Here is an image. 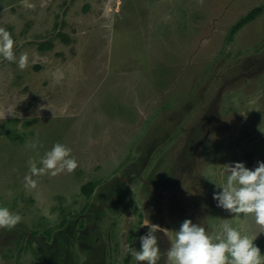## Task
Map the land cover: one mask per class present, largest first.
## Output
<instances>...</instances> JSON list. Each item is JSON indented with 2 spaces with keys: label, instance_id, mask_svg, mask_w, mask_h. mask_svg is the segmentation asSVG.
I'll return each mask as SVG.
<instances>
[{
  "label": "rangeland",
  "instance_id": "1",
  "mask_svg": "<svg viewBox=\"0 0 264 264\" xmlns=\"http://www.w3.org/2000/svg\"><path fill=\"white\" fill-rule=\"evenodd\" d=\"M0 27L28 56L0 58V206L22 217L0 264H136L145 215L159 264L185 219L264 254V227L212 199L227 164L264 160V0H0ZM56 143L78 167L27 187Z\"/></svg>",
  "mask_w": 264,
  "mask_h": 264
},
{
  "label": "clouds",
  "instance_id": "2",
  "mask_svg": "<svg viewBox=\"0 0 264 264\" xmlns=\"http://www.w3.org/2000/svg\"><path fill=\"white\" fill-rule=\"evenodd\" d=\"M14 43L12 34L0 27V58L15 62L20 70H24L28 66V56L22 54L17 60ZM26 147L36 150L38 143L33 142ZM71 151L66 145L56 143L38 162L29 161L26 186L36 188L37 181L33 177L74 172L78 162L72 157ZM227 171L229 174L223 186H215L219 190L212 193L216 206L229 216L240 219L251 216L255 224L264 227V160H258L253 168L247 167L243 161H233L227 164ZM21 219L20 214L0 206V229L12 230ZM142 227L147 231L139 237V248L126 245V252L136 264H159L162 254L157 233L161 228L152 223L147 215ZM174 231V242L167 250L169 264H264V254L254 244L259 233L252 236L242 234L237 228L225 223L223 235L217 236L214 242L207 234L206 227L199 220L193 222L191 219H185Z\"/></svg>",
  "mask_w": 264,
  "mask_h": 264
},
{
  "label": "trees",
  "instance_id": "3",
  "mask_svg": "<svg viewBox=\"0 0 264 264\" xmlns=\"http://www.w3.org/2000/svg\"><path fill=\"white\" fill-rule=\"evenodd\" d=\"M257 12H258V9L251 11L248 15H246L244 18H242L234 28L241 27L244 24L251 21L258 14ZM90 191H91L90 185H85L83 187V192L88 194V193H90Z\"/></svg>",
  "mask_w": 264,
  "mask_h": 264
}]
</instances>
